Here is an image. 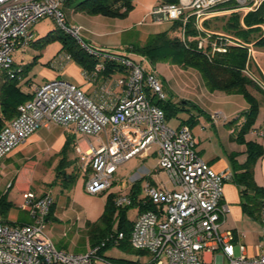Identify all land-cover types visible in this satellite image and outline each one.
<instances>
[{
  "label": "built area",
  "instance_id": "obj_1",
  "mask_svg": "<svg viewBox=\"0 0 264 264\" xmlns=\"http://www.w3.org/2000/svg\"><path fill=\"white\" fill-rule=\"evenodd\" d=\"M227 0H179L152 6L142 22L180 20L182 28L193 19L197 28L210 14L218 12L219 4ZM236 7L250 11L264 0H233ZM67 0H0V70L13 76L19 69L12 53L33 40L31 27L44 16L54 17L66 33L73 36L93 55L94 74L105 69L106 61L120 62L118 75L108 76L96 95L87 94L80 86L56 77L37 85L31 97L20 103L17 114L0 130V161L41 125L50 121L73 128L81 134L96 135L98 145L88 146L84 188L89 194L109 191L111 178L118 166L132 157L156 158L153 171H163L166 181L160 184L146 179L141 187L142 202L150 209L140 211L132 220L128 236L137 253L136 264H264V201L261 205L262 231L258 253L247 255L246 246L239 243L235 253V234L222 229L227 204L223 202V185L229 172H218L202 159L197 140L187 123L170 126L164 109L155 101L165 100L162 82L154 72L146 71L129 55L102 49L85 42L79 25L66 23L62 6ZM229 43L247 47L250 59L253 43H245L232 35L219 33L210 42L197 40L198 48L210 45L209 52H224ZM70 58L69 55L65 56ZM249 64V63H248ZM248 64L244 72L263 90L264 82L257 78ZM84 76L89 79L86 71ZM122 89L115 96L113 88ZM213 120L226 116L210 115ZM264 135V121L255 132ZM102 134V135H100ZM81 152V148H76ZM151 172V171H150ZM146 168L141 176L131 177L130 185L142 176H150ZM117 207L131 204L128 191L113 197ZM54 199L50 190L41 194L27 191L21 207L28 210L32 221L8 224L0 215V264H120L112 261L101 248L109 238L85 252L74 253L57 249L46 232ZM124 237L118 233L117 239ZM210 257L206 259V253ZM216 253L215 257L213 254Z\"/></svg>",
  "mask_w": 264,
  "mask_h": 264
},
{
  "label": "crops",
  "instance_id": "obj_2",
  "mask_svg": "<svg viewBox=\"0 0 264 264\" xmlns=\"http://www.w3.org/2000/svg\"><path fill=\"white\" fill-rule=\"evenodd\" d=\"M133 1H135V4L138 3L140 5L139 10L134 7L123 18L87 14L76 10L73 5L67 3L62 6V11L68 25L80 26L79 34L85 42L102 49L128 54L140 62L146 71L154 72L164 87L165 84L167 85L172 80L176 71L182 72L181 69L190 68H182L179 65V68H175L173 64L166 62H156L157 64L155 65L146 56L135 54L131 51L132 46L143 44L150 34L170 29L173 23L172 21L155 22L149 19L142 22L149 9L160 3V0ZM216 8L218 12L205 18L203 25L211 24L214 21L217 22L218 18L228 15L226 13L229 12H239L241 18L247 12L241 9L229 10L230 8L223 4H219ZM141 12L142 15L139 17ZM260 28L264 34V25L260 24ZM209 31L214 34H228L214 30ZM29 46L28 43L26 46L19 47L13 51L14 55L12 53V56L15 66H24L22 63L24 61L16 59L15 56L19 51L24 52L29 49ZM258 52L259 55L257 57L264 56L260 55L261 51ZM30 54L38 56L41 53L31 49ZM66 55V52L61 49L57 54H54V57L49 59L47 65L41 62L33 65L28 71L27 77H21L18 82L20 89L24 93L32 95L37 85L48 79L61 77L80 86L87 94L96 95L101 90L100 87L108 83L105 82L108 76L114 77L118 75V70L107 75L101 72L98 74L91 73L93 70L87 71L77 61L72 58H66ZM257 57L253 55L250 59L251 66L255 63L257 65ZM83 71L90 74L89 79L84 76ZM190 71L196 80L194 83L192 81L190 86L198 92L199 96L205 98L201 102L198 101L199 104H195L207 114L206 118L195 116V121H199L200 127L197 129L190 127L197 140L196 148L202 159L208 162L214 170L232 174L230 154L239 152L236 156L239 162L244 161L246 158L244 153L245 145L238 143L234 137L242 119V117L238 118V116L248 108V103L239 93L223 94L222 91H209L203 78H199L200 76L197 74L199 72L197 70V72H193L194 70ZM261 72L264 75V71L261 70ZM113 91L115 96L122 95V89L119 87H114ZM259 101V112L263 114L258 113V116L260 115L258 127L248 132L245 138L246 140H255L264 147V135L255 133L264 121V100L261 101L260 98ZM261 103L263 104L261 105ZM212 112H221L226 116V120H222V123L228 128V133L224 130L226 128H217L216 123L219 119L213 120L210 117ZM213 124L214 128L212 130L211 126ZM68 136H71L72 147L66 151V163L63 170L66 173L70 171L77 173L73 167L79 162L82 168L80 173H83L84 178L82 182H77L74 186L69 178L60 181L54 177L56 168L59 165L58 160L62 156L60 151ZM225 142L229 143V148L225 147ZM90 144L95 146L90 140V134H81L71 127L66 128L53 121L41 125L24 141L18 143L0 161V212H2L3 219L10 225L31 222L32 218L28 210L21 207L26 192L33 191L39 195L46 190H50L54 203L46 226L47 234L57 249L74 253L85 252L91 246L90 237L87 234V224L88 222H95L101 215L98 207L94 208L92 204H86L84 200H81L82 197L84 198V184L89 172V169L87 171V160L83 157V152ZM77 147L81 148V152L76 149ZM77 174L79 175V173ZM41 175L43 178L47 177V179H39ZM46 180L52 181L51 183H46L48 182ZM254 180L257 185L264 188V154L254 164ZM152 181L155 182L154 180ZM142 184L143 181L141 186ZM114 187L116 188V185L112 186L109 192H113L112 189ZM117 187H122L129 192L131 185L125 181H120ZM252 195L253 192H250L249 196H242L240 189L230 178L225 180L223 202L227 204L228 210L221 228L233 230L236 254L239 253V243L246 246L247 255L252 256L258 253L263 226L261 211L250 207L252 205L250 202L248 208L242 205V201H250L249 198H252ZM137 253H126L127 256L123 258L135 260ZM206 255V259H208L210 253L207 252Z\"/></svg>",
  "mask_w": 264,
  "mask_h": 264
},
{
  "label": "trees",
  "instance_id": "obj_3",
  "mask_svg": "<svg viewBox=\"0 0 264 264\" xmlns=\"http://www.w3.org/2000/svg\"><path fill=\"white\" fill-rule=\"evenodd\" d=\"M70 1L71 0H67L66 3L69 4ZM73 1V7L78 11L91 15L101 14L109 17H126L133 7V0ZM178 1L179 0H160L161 3H177ZM221 4L228 8L236 7V3L233 0H227ZM260 24L264 25V1L256 9L247 11L242 18L239 12H232L222 24V30L239 38L245 43H253L257 48H264V34L260 28ZM181 31L183 36L179 34ZM187 35H197V31L189 22L185 24L183 30L182 22L180 20H175L170 29L150 34L143 44H135L132 46L131 51L135 54L146 56L151 63L169 61L178 64L182 68L197 69L209 91H222L228 94L239 93L246 99L248 108L238 116V118L241 117V115L243 117L240 121L238 132L234 137L238 143L245 145L244 153L246 154V158L244 161L239 162L236 159L239 152H232L230 154L232 166L230 179L238 186L242 196H249L250 192H253L252 198H249L250 201L244 200L242 201V205L248 208L251 203L252 205L250 207L261 210V205L264 201V188L257 185L254 180V164L256 160L264 154V147L255 140H246L245 135L254 129L252 126L259 113L260 97L257 96L256 92H262L263 95L264 92L243 71L246 64L250 63L247 47L229 43L226 51H215L210 53L209 44H206L203 49L198 48L197 40H187L184 38L187 37ZM59 38L63 43L62 50H64L70 58L77 61L87 71L93 70L95 58L92 54L83 49L73 36L65 33L63 36H59ZM32 42L34 41L31 40L30 43ZM32 66V64L22 67L16 66L19 71L15 72L13 76H9L6 71L0 70V130L17 114L18 105L31 97L29 93H24L20 89L18 82L21 77L27 75ZM120 66V62L109 60L106 61L105 69L100 72L107 75L120 69ZM91 73H93V71ZM155 102L164 109L166 118H168L169 101L165 99ZM192 121H195V118L182 120L180 123H187L190 126ZM70 147H72V140L71 136H68L60 151L62 156L56 168L57 173L55 176L57 177L63 174H65L66 177V172L63 169L66 163L65 154ZM69 175L71 176L69 179L73 181L77 173L72 172ZM144 178L153 182L149 176H142L135 180V182L131 184L129 191L132 201L131 204L123 207L115 206L113 202L114 193L109 192L104 212L95 222H88L87 234L90 237L91 246L109 238L104 246H102L101 253L104 252V248L113 244H119L127 253H143L142 251L134 249L128 241L132 221L127 219L126 212L127 209L133 205L140 211L152 208L149 202H142L141 182ZM1 213L2 212H0V215ZM113 215H115V221H117L115 230L112 228L113 222L111 218ZM102 220L107 221V224L103 227L99 224V221ZM119 232L124 234V237L121 239H117ZM107 257L120 264H136V261L131 259Z\"/></svg>",
  "mask_w": 264,
  "mask_h": 264
},
{
  "label": "rangeland",
  "instance_id": "obj_4",
  "mask_svg": "<svg viewBox=\"0 0 264 264\" xmlns=\"http://www.w3.org/2000/svg\"><path fill=\"white\" fill-rule=\"evenodd\" d=\"M72 3H74L73 0L70 1V5H72ZM132 9L129 11V13L134 9V7L136 8V10H139L140 5L137 3L135 4V1H132ZM232 12L226 13L228 15H230ZM142 15H139V17ZM228 15H224V17H220L218 18L217 22H212L211 24H206L203 25L204 22L202 21L201 23V27L197 28L195 26V22L192 19L191 25L192 27L197 31V35H187V37H184L187 40H199V39H203L204 42L206 43L207 41L210 42L212 40L215 39L216 34L211 33L209 30H214L217 32H224L222 30V24L225 22V20L227 19ZM149 19V18H148ZM147 19V20H148ZM150 20V19H149ZM175 20H173L172 22H174ZM185 27V26H184ZM31 30L33 31V40L34 43H30L29 42V49H27L26 51H19L18 54H16V59H19L20 61H24L22 62L24 65L28 66L29 64L31 65H35L37 63H45V65H47L49 62V59H51L52 57H54V54H57L61 49H62V41L59 38V36H63L66 32L65 30L59 25V23L57 22V20L54 17L51 16H44L40 19H38L35 23H33ZM179 34L181 36H183L182 31L179 32ZM31 49H35L37 50V52L40 51V55L36 56V55H31ZM252 53L251 55H254L255 57H257V55H259L258 51L260 52V55H264V48H257L253 45V49H252ZM14 55V53H13ZM157 62H166V63H170L173 64L175 68H179L178 64L173 63V62H169V61H157ZM257 65L252 64L251 66V62L248 64L251 72L260 80H262V82H264V75L261 72L264 71V56H258L257 57ZM153 64H157L156 62ZM161 64V63H160ZM163 66V65H162ZM33 67V66H32ZM259 67V68H258ZM181 69V68H180ZM261 69V70H260ZM182 72L176 71L175 74H173L172 80L170 82L167 83V85L165 84L164 88V92H165V96L166 99L169 101V115L167 118V122L170 126H177L178 123H180L182 120H188L190 118H195V116L198 117H204L206 118V112H204L203 110H201L200 108L197 107V105L195 103H198V101H202L205 100V98H203V96H199L198 92L195 89H192V87L190 86L191 82L194 83L195 77L193 75H191V71L190 70H194L193 72H197V69L194 68H190V69H181ZM187 70V71H185ZM197 70V71H196ZM179 72V74H178ZM186 72V73H185ZM199 72V71H198ZM199 74V78H201V74L200 72L197 73ZM28 75V74H27ZM27 75L25 77H27ZM198 77V75H197ZM196 77V78H197ZM29 79V77H28ZM202 80V79H201ZM203 86V85H202ZM220 92V91H218ZM223 94H225V92H222ZM257 96H259L261 98V101L264 100V95L262 92H256ZM199 104V103H198ZM263 103H261L262 105ZM215 112H212L211 114H213ZM242 113V112H241ZM259 114H263L262 112H259ZM241 117H243L241 115ZM240 117V118H241ZM222 118H219V121L216 123L217 128H226L225 125L222 123ZM260 121V115L257 117L254 125L252 126V128H257L258 126V122ZM199 121H192V123L190 124L191 127H194L195 129H197L198 127H200L199 125ZM212 130L214 128V124L211 126ZM239 128V127H238ZM226 133H228V128L224 129ZM238 132V130L236 131V133ZM102 135V134H100ZM97 136L92 134L90 135V140L95 144L98 145V142L96 141ZM225 147L229 148V143L225 142ZM77 159V158H76ZM61 160H58V163H60ZM156 158L154 156H150L148 158H146L145 160H140L137 157H132L129 160H127L126 162L120 164L117 168V170L114 172L111 181L112 184L110 186V189L112 186L116 185V188L114 187L112 189L113 193L117 194L120 192L125 191L122 187H117V185L120 183V181H125V182H129L131 177H136V176H141L144 171V169L146 168L150 173H151V179L154 180L157 184H160L161 181H166L167 180V176L165 174V172L163 171H153V166L155 164ZM74 170H76L77 173H79V175L77 174L72 183L73 186L75 185V183L77 182H82L83 181V173L82 172V168L79 165V162L76 163V165H74L73 167ZM57 173V172H56ZM70 173H72V171L66 173V177L65 174L60 175L59 177L55 176V178H58L60 181L62 179H67V178H71V176L69 175ZM39 179H47L43 178L42 175L39 176ZM146 180V178L143 179V182ZM48 182L46 183H51L52 180H46ZM127 182V183H128ZM115 191V192H114ZM84 198L82 197L81 200H84L86 202V204H92L93 207H98L101 211V214L104 212L105 210V206L106 203L108 201V193L109 191L105 190L102 191L100 193L97 194H89L84 190ZM114 194V195H115ZM137 214V207L135 205L130 206L127 209L126 215H127V219L132 221L135 216ZM112 222H113V230H115V224L117 221H115V215L112 216L111 218ZM99 224L103 227L104 225L107 224V221L102 220L99 221ZM103 253H105L107 256L109 257H115V258H123L126 255V251L124 249H122L121 246H119V244H113L110 246H107L106 248L103 249ZM237 253V250H236ZM206 255V254H205ZM216 253L213 254V257H215ZM207 257V255L205 256ZM224 264H226V261H224Z\"/></svg>",
  "mask_w": 264,
  "mask_h": 264
}]
</instances>
